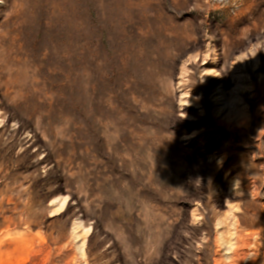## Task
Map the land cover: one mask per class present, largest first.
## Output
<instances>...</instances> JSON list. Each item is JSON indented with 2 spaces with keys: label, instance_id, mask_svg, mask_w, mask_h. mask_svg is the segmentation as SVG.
<instances>
[{
  "label": "rangeland",
  "instance_id": "374dc122",
  "mask_svg": "<svg viewBox=\"0 0 264 264\" xmlns=\"http://www.w3.org/2000/svg\"><path fill=\"white\" fill-rule=\"evenodd\" d=\"M0 264H264V0H0Z\"/></svg>",
  "mask_w": 264,
  "mask_h": 264
}]
</instances>
